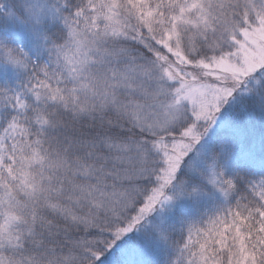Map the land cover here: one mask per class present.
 Instances as JSON below:
<instances>
[{"label":"snow or ice","instance_id":"6c2138e0","mask_svg":"<svg viewBox=\"0 0 264 264\" xmlns=\"http://www.w3.org/2000/svg\"><path fill=\"white\" fill-rule=\"evenodd\" d=\"M0 264H264V0H0Z\"/></svg>","mask_w":264,"mask_h":264}]
</instances>
